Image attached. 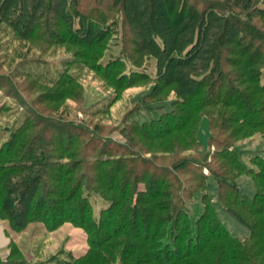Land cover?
Returning <instances> with one entry per match:
<instances>
[{
    "label": "trees",
    "instance_id": "16d2710c",
    "mask_svg": "<svg viewBox=\"0 0 264 264\" xmlns=\"http://www.w3.org/2000/svg\"><path fill=\"white\" fill-rule=\"evenodd\" d=\"M3 35L7 43L29 42L28 50L56 44L70 50L53 74L29 62L0 71L5 86L20 73L68 85L80 66L120 89L155 80L145 101L159 107L165 100L154 93L171 86L176 96L159 118L118 126L123 140L102 135L99 125L60 118L33 135V113L22 117L0 143V222L15 231L34 221L50 230L64 223L82 228L87 250L51 264H264V191L241 195L229 176L232 170H255L239 157V136L264 133V0H0ZM148 58L156 64L153 78L144 69ZM61 95L57 99H76ZM204 117L209 141L219 146L212 151L216 162L223 160L218 166L190 158L160 164L158 153L138 146L139 137L156 141L185 131V148L197 150ZM87 136L84 145L77 144ZM164 149L178 151L173 144ZM252 158L261 171L264 157ZM190 164L200 168L201 179L186 190L179 169ZM205 167L216 178L219 201L249 227V236L231 235L216 214L205 192ZM198 192L203 208L191 223L186 203ZM92 194L105 202L98 215ZM211 241L219 244L209 248L214 263L189 260Z\"/></svg>",
    "mask_w": 264,
    "mask_h": 264
},
{
    "label": "rangeland",
    "instance_id": "374dc122",
    "mask_svg": "<svg viewBox=\"0 0 264 264\" xmlns=\"http://www.w3.org/2000/svg\"><path fill=\"white\" fill-rule=\"evenodd\" d=\"M6 37V35L0 36V61L4 62L1 64L0 71L4 73H9L21 63L29 62L31 67H36L39 72L44 70L46 73L53 74L52 69L58 68V63L64 60L70 51L66 44L49 45L46 50H36V48L28 50L29 42L12 41L7 43L4 40ZM144 69L153 78L156 73L154 59L148 58L144 64ZM72 71L75 77L73 82L63 86H52L50 80L31 77L25 73L13 77L12 83L7 82L6 86V81L5 83L0 82V143L6 139L5 136L9 135L10 130L20 122L22 117L25 118L27 114L31 113L34 115L33 122H36L32 128L33 135L50 127L48 125L50 119L57 120L60 118L74 123H85L91 128L99 125L103 132L102 135H110L117 140H123L118 126L132 119L144 122L159 118L163 111L172 107L171 101L176 96L170 90L171 86L163 88L161 92L154 93L153 98L165 100L160 104L163 107H159L158 103L145 101L156 82L153 79L138 80L132 86L120 89L110 86L107 79L102 78L98 72L91 68L85 69L79 66ZM67 92L73 97L76 96V99L67 102L64 98L57 99L60 96L63 97L61 94ZM95 107H104V109L92 112L96 109ZM179 134L173 132L164 139L156 141L139 137L141 139L138 146L145 145V148L151 153L153 152V155L158 153L159 155H155V157L160 164L172 165L174 162L185 158H190L193 162L198 159L196 162L207 166L208 162L214 166H218L217 163H222V159L218 158L216 162L212 156L214 147L217 149L219 146L217 144L212 146L209 141L211 133L207 117L202 119L198 131V138L202 142L199 149H186L183 141L186 132L182 131ZM86 140H89L88 136L79 139L77 144L82 146ZM167 144H173L174 147L178 148V151L177 149L166 151L164 147ZM95 145H97L95 142L89 145L90 150H93ZM235 146H237L240 159L248 167L253 166L255 170L244 172L232 170L229 176L237 183L241 195L252 197L254 194L256 195L257 191H264V167L260 171L259 167L252 163V157L255 155L264 157V133L260 131L248 136L241 135ZM93 154L95 152L90 151V155ZM199 169L195 164L179 169L180 181L185 183L186 190L199 185L201 179ZM256 171H259L257 177L255 176ZM202 172L207 177L205 192L211 197L216 208V214L222 219L230 234L241 238L249 236V227L219 201L218 184L216 178L211 174V170L205 167ZM140 186L142 187V185ZM201 192L187 199L186 207L190 212L191 223H194L203 208ZM90 200L94 213L98 215L101 208L104 207V199L99 194H92ZM261 203H258L257 206L262 207ZM249 218L252 221L257 219L254 216H249ZM211 242L200 255L189 258V260L193 259L199 262L200 259H208L214 263L215 255L211 254L209 248L219 247V244L215 241ZM88 247L86 232L71 223H64L58 228L50 230L44 223L34 221L24 229L15 231L9 227L8 222H0V261L4 263H9L12 260L23 262L28 260L34 264L59 263V257L67 258L72 254L77 256L85 252Z\"/></svg>",
    "mask_w": 264,
    "mask_h": 264
}]
</instances>
